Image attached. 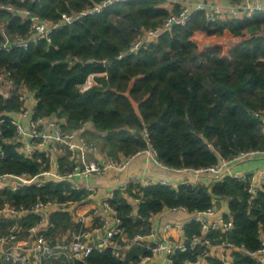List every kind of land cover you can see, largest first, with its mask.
I'll list each match as a JSON object with an SVG mask.
<instances>
[{
  "label": "trees",
  "instance_id": "trees-1",
  "mask_svg": "<svg viewBox=\"0 0 264 264\" xmlns=\"http://www.w3.org/2000/svg\"><path fill=\"white\" fill-rule=\"evenodd\" d=\"M104 1L0 0V46L7 38L29 34L25 11L57 22L62 14L91 9ZM162 4L163 0L117 1L100 13L88 14L54 31L51 41L1 50L0 74L10 72L17 84L36 93V115H56L64 120L66 130L90 122L92 138L109 158H127L147 150L150 143L166 166L202 168L216 164L220 157L264 149L261 126L253 115L264 109V13L243 20L209 22L203 12H196L188 25L175 27L157 42L119 58L144 30L156 28L167 18L169 13ZM200 36L206 42L202 43ZM215 38L230 43L212 42ZM104 61L109 64H98ZM99 73L106 75L97 77L98 85L81 93L78 86ZM18 108L14 98L0 94V118L4 119L0 173L36 174L44 156L27 159L16 151L18 144L3 141L15 133L12 117L5 112ZM248 187V181L230 176L211 185L182 184L178 188L130 184L115 190L109 203L118 212L120 228L131 239L148 234L149 217L165 209L183 207L192 213L226 200V218L232 221L233 229L214 235L255 250L260 244L258 231L264 232V188L252 194ZM71 190L69 184L54 182L15 193L0 190V205L30 204L39 196L80 200L85 194L72 190L69 197L64 196ZM126 195L140 200L137 210ZM185 233L188 238L200 234V225L187 224ZM200 252L199 248L178 251L174 260L176 264L196 260ZM148 254L135 246L123 258H116L111 249L102 248L93 251L87 262L136 264ZM208 264L220 262L212 257ZM234 264L254 262L235 252Z\"/></svg>",
  "mask_w": 264,
  "mask_h": 264
},
{
  "label": "built area",
  "instance_id": "built-area-1",
  "mask_svg": "<svg viewBox=\"0 0 264 264\" xmlns=\"http://www.w3.org/2000/svg\"><path fill=\"white\" fill-rule=\"evenodd\" d=\"M117 1L124 0H105L91 9L65 13L57 22L43 20L38 15L25 11L23 14L30 21L29 34L25 38L18 35L12 40L7 38L5 44L0 46V51L9 50L14 46L27 48L30 43L44 39L51 41L50 37L54 31L73 24L88 14L100 13L105 7ZM162 6L169 13L167 18L156 28L144 30L129 50L119 58L137 53L147 45L157 42L161 36L171 33L175 27L188 25L196 12H203L209 22L243 20L257 13H264V0H163ZM7 9L12 10L11 7ZM103 64L109 62L104 61ZM104 75L106 73L91 74L78 86L79 91L85 93L98 85L97 77ZM0 94L7 99L14 98L19 104L17 110L5 112L12 117L15 133L12 137L4 138L3 141L18 144L16 151L27 159L33 158L36 154H42L45 159H39L42 168L36 174L0 173V190L15 193L32 186L44 188L49 182H54L69 184L72 190L82 192L77 186V181L94 175L105 176L111 171L123 172L141 153L123 159L109 158L101 153L97 143L85 138V132L93 129L90 122H83L79 129L66 130L63 128L64 120L56 115H36L39 102L36 93L24 84H17L10 72L0 74ZM253 115L260 123L264 138V109L255 111ZM3 123L4 119L0 118V130ZM145 136L149 143L148 134L145 133ZM148 148L158 164L166 170L195 177V182L184 184L200 185V177H207L215 182L230 176L248 181V189L252 194L264 188V176L258 181L255 172L248 175L232 173L233 168L239 164L264 158V149H251L228 158L220 157L212 166L175 168L159 161L150 143ZM0 154H4L2 147ZM88 154H96V157L89 159ZM130 184H140L143 187L159 184L171 188L182 185L176 184L169 178L153 181L137 176H133L125 187ZM72 190L64 192V196L69 197ZM115 190H112L102 207L84 213H79L78 206L85 196L80 200H73L71 197L62 200L60 197L39 196L34 202L19 206L4 202L0 205V263L89 264L87 260L95 250L111 249L116 258H123L132 247L140 246L150 254L142 255L136 264H151L155 257H160V264H176L174 260L176 252L188 249L194 251L197 248L201 249L197 259L187 260L182 264H204L212 257L217 258L220 264H234L235 252L249 256L254 264H264L262 230L258 231L260 244L255 250L214 235L217 231L227 234L233 229L232 221L217 207V202L206 210L192 212L189 223H198L200 234H195L191 238L186 236L183 241H172L168 237L172 224H167L160 236L153 227V215L148 219L150 232L130 239L120 228L121 219L117 210L109 203ZM137 201L140 202L139 199ZM169 209L187 211L183 207ZM60 215H65L66 218L61 220ZM214 248L219 251L218 255L213 254Z\"/></svg>",
  "mask_w": 264,
  "mask_h": 264
},
{
  "label": "crops",
  "instance_id": "crops-1",
  "mask_svg": "<svg viewBox=\"0 0 264 264\" xmlns=\"http://www.w3.org/2000/svg\"><path fill=\"white\" fill-rule=\"evenodd\" d=\"M15 117L21 120L18 116ZM93 132H85L86 139L95 141L92 138ZM96 154H88L89 159H94ZM61 156V155H60ZM101 156H103L101 154ZM121 157L120 159H123ZM255 172L257 180L261 181L264 176V158H257L242 164H239L233 168L232 173L250 174ZM145 177L153 181H160L161 179H172L176 184H184L185 182H195V177L191 175H185L175 172H170L160 166L148 148L144 150L129 164V166L123 172L111 171L105 176H91L87 179L77 181V186L84 192V199L79 203V213L90 212L93 208H100L103 203L109 198L112 190L124 188L129 180L133 177ZM199 182L205 185H211L214 181L207 177H200ZM260 182H258L259 184ZM128 201L137 210L139 204L137 199L126 195ZM217 207L223 212L228 214V203L226 200L217 201ZM192 213L185 210L172 211L165 209L164 211L153 216V227L159 233L164 231L167 224H172V228L168 232V237L172 241H183L186 238L185 226L191 221ZM161 236V235H160ZM213 254L218 255L219 251L214 248ZM160 257H155L151 264H160ZM208 264V262H204Z\"/></svg>",
  "mask_w": 264,
  "mask_h": 264
},
{
  "label": "rangeland",
  "instance_id": "rangeland-1",
  "mask_svg": "<svg viewBox=\"0 0 264 264\" xmlns=\"http://www.w3.org/2000/svg\"><path fill=\"white\" fill-rule=\"evenodd\" d=\"M200 40H201V42L202 43H204V42H206V41H204L202 38H201V36H200ZM212 42H218V43H221V44H224V45H228L230 42H229V40H227V39H225V38H215V39H213L212 40ZM211 43V41H209L206 45H208V44H210ZM95 143H97L98 144V146L101 148V146H100V144H99V142L97 141H94Z\"/></svg>",
  "mask_w": 264,
  "mask_h": 264
},
{
  "label": "water",
  "instance_id": "water-1",
  "mask_svg": "<svg viewBox=\"0 0 264 264\" xmlns=\"http://www.w3.org/2000/svg\"><path fill=\"white\" fill-rule=\"evenodd\" d=\"M208 45H210V44H208ZM99 65H101V66H104V64L102 63V62H100V63H98Z\"/></svg>",
  "mask_w": 264,
  "mask_h": 264
}]
</instances>
